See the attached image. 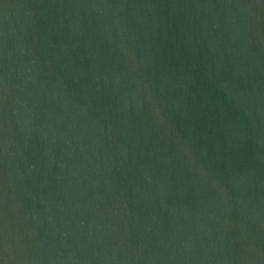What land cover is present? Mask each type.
Segmentation results:
<instances>
[{
    "label": "water",
    "instance_id": "1",
    "mask_svg": "<svg viewBox=\"0 0 264 264\" xmlns=\"http://www.w3.org/2000/svg\"><path fill=\"white\" fill-rule=\"evenodd\" d=\"M0 264H264V0H0Z\"/></svg>",
    "mask_w": 264,
    "mask_h": 264
}]
</instances>
